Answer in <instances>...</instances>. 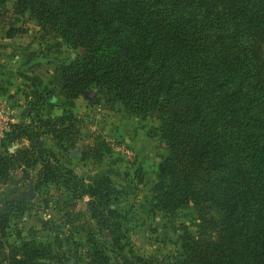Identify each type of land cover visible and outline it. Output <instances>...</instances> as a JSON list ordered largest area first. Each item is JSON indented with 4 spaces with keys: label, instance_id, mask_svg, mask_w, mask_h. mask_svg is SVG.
<instances>
[{
    "label": "trees",
    "instance_id": "1",
    "mask_svg": "<svg viewBox=\"0 0 264 264\" xmlns=\"http://www.w3.org/2000/svg\"><path fill=\"white\" fill-rule=\"evenodd\" d=\"M8 11L81 49L54 72L63 97L94 89L126 114H156L165 153L148 211L189 208L196 221L194 233L178 236L169 264H264V0H12L9 9L0 4V18ZM76 121L62 109L14 124L4 139L28 145L0 155V184L18 164L38 163L37 186L63 187L71 210L85 198L74 213L84 224V264H158L108 254L127 240L121 189L105 175L83 182L34 144L47 134L65 151ZM23 201L0 205V264H64L36 240L6 241Z\"/></svg>",
    "mask_w": 264,
    "mask_h": 264
},
{
    "label": "rangeland",
    "instance_id": "2",
    "mask_svg": "<svg viewBox=\"0 0 264 264\" xmlns=\"http://www.w3.org/2000/svg\"><path fill=\"white\" fill-rule=\"evenodd\" d=\"M11 2L0 0L7 9ZM80 52L81 49L68 47L52 31L39 29L26 13L14 15L8 11L0 18L3 100L14 110L18 124L35 125L38 119L54 116L57 110H70L77 118L78 128L73 146L62 151L47 134L34 139V144L52 150L56 158L52 164L70 170L83 182L105 175L113 186L122 190L116 208L125 213L127 240L119 251L108 252L110 256L169 264L178 249V236L194 233L196 221L194 211L189 208L172 216L148 211L156 167L165 153L155 131L156 114L143 117L126 114L119 102H106L94 89L74 99L59 98L54 72L59 64ZM31 76L39 77L37 82L41 80V84L37 86ZM0 141L3 145L0 155L28 145L25 139L10 143L0 137ZM112 144H123L128 153L112 149ZM39 171L38 163L27 168L18 164L11 172V180L0 184V205L18 190H26L29 178L34 191L33 198H16L24 200L21 215L9 220L5 239L8 243L33 239L50 251H58L64 264H84V224L74 213L83 210L85 198L74 200L73 210L67 208L63 202L68 195L63 187L56 190L53 182L37 186ZM64 213L70 215L65 217Z\"/></svg>",
    "mask_w": 264,
    "mask_h": 264
},
{
    "label": "built area",
    "instance_id": "3",
    "mask_svg": "<svg viewBox=\"0 0 264 264\" xmlns=\"http://www.w3.org/2000/svg\"><path fill=\"white\" fill-rule=\"evenodd\" d=\"M15 112L10 108L6 102L0 97V137L11 130V127L16 124ZM111 148L120 150L122 153H128V149L123 147V144L116 146L115 144L111 145Z\"/></svg>",
    "mask_w": 264,
    "mask_h": 264
},
{
    "label": "water",
    "instance_id": "4",
    "mask_svg": "<svg viewBox=\"0 0 264 264\" xmlns=\"http://www.w3.org/2000/svg\"><path fill=\"white\" fill-rule=\"evenodd\" d=\"M33 196H34V191H33L32 179L29 178L27 180L26 190H18L15 194L11 196V198L13 199L22 198V197L33 198Z\"/></svg>",
    "mask_w": 264,
    "mask_h": 264
},
{
    "label": "crops",
    "instance_id": "5",
    "mask_svg": "<svg viewBox=\"0 0 264 264\" xmlns=\"http://www.w3.org/2000/svg\"><path fill=\"white\" fill-rule=\"evenodd\" d=\"M14 20H18V19H15L14 18ZM15 26V28H18V24H14ZM31 77H33V76H31ZM31 79H33V82L34 83H36L37 84V86L39 85V84H41V80H40V82H37L38 81V79H39V77H37V76H34L33 78H31ZM39 83V84H38ZM57 92H58V96H59V98H61L62 100H67V98H65V97H63L61 94H60V87L59 86H57ZM0 97H2V99L4 98L3 96H2V94H1V92H0ZM5 101V100H4ZM61 102V104H63L64 105V103H62L63 101H60ZM62 110V109H61ZM61 112V111H60ZM60 112L57 110L55 113V115H58V114H60ZM2 141H0V148L3 146L2 145V143H1Z\"/></svg>",
    "mask_w": 264,
    "mask_h": 264
}]
</instances>
